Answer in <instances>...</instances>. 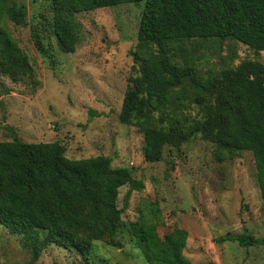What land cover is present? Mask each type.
Returning a JSON list of instances; mask_svg holds the SVG:
<instances>
[{
	"label": "trees",
	"instance_id": "16d2710c",
	"mask_svg": "<svg viewBox=\"0 0 264 264\" xmlns=\"http://www.w3.org/2000/svg\"><path fill=\"white\" fill-rule=\"evenodd\" d=\"M141 1L139 45L153 44L159 54L133 52L140 67L129 78L120 119L143 132L144 160H160L166 145L178 146L195 134L213 142L219 158L249 150L264 205V63L247 59L203 78L169 54L175 41L209 37L232 38L264 51V0H51L52 15L42 25L61 51L72 53L84 33L80 13ZM6 17L25 24L27 6L0 0V72L16 81L32 66ZM40 29L34 28L35 44L45 51ZM187 100L200 106V119L189 122L182 114ZM65 152L59 142L28 143L17 136L0 141V225L22 237L32 261L52 244L88 258L95 240L122 246L134 238L148 264H190L187 230L176 227L161 236L164 220L156 201L142 199L136 219H124L118 198L121 187L133 182L130 168L114 167L105 155L71 159ZM218 241L264 245L263 238L247 232L228 233Z\"/></svg>",
	"mask_w": 264,
	"mask_h": 264
},
{
	"label": "rangeland",
	"instance_id": "374dc122",
	"mask_svg": "<svg viewBox=\"0 0 264 264\" xmlns=\"http://www.w3.org/2000/svg\"><path fill=\"white\" fill-rule=\"evenodd\" d=\"M18 2L27 6L26 23L17 25L8 17L5 22L32 71L16 81L0 72V141L17 136L28 143L59 142L71 159L109 156L114 167L130 168L133 182L143 184L138 189L132 182L120 189L118 205L126 221L136 219L142 199L153 200L164 220L161 236L176 227L187 230L185 256L190 264H264V245L218 241L241 232L264 239V205L253 153L241 150L219 158L217 146L195 134L178 146L166 145L160 160L147 162L143 132L134 122L120 119L129 78L140 67L133 52L159 54L153 44L139 45L145 2L80 13L84 33L72 53L61 51L42 25L52 15L51 0ZM34 28H41L45 51L35 44ZM170 46L174 63L193 66L203 78L247 59L264 63V51L232 38L182 39ZM187 91L193 96L188 80ZM186 102L182 114L189 122L200 119V106ZM32 259L22 237L0 225V264H148L134 238L122 246L95 240L88 258L52 244Z\"/></svg>",
	"mask_w": 264,
	"mask_h": 264
}]
</instances>
